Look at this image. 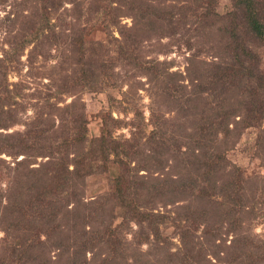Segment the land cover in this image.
<instances>
[{"label": "rangeland", "instance_id": "374dc122", "mask_svg": "<svg viewBox=\"0 0 264 264\" xmlns=\"http://www.w3.org/2000/svg\"><path fill=\"white\" fill-rule=\"evenodd\" d=\"M4 76L11 98L6 101L0 82V116L12 123L0 128L2 264H264V38L250 32L242 6L233 0H0L1 81ZM76 99L81 104L73 112L83 110L87 140L107 130L109 148L132 173L125 191L136 194L125 200L164 215L157 225L161 242L151 230L148 238H134L137 225L126 222L129 207L115 191L113 152L106 162L96 156L72 193L70 184L59 191L54 178L38 175L33 191L41 201L24 212L39 219L10 225L15 240L7 241L4 197L25 193L28 169L42 160L24 161L34 150L23 133L37 124L46 136L41 140L55 144L72 132L67 105ZM223 113L232 132L219 130L216 148L207 140L198 165H185L181 152L191 156L195 128ZM232 192L243 206L232 210L238 224L224 210ZM67 203L81 208L79 225L64 215ZM108 220L119 225L110 234L121 249L115 258L102 240ZM181 235L192 240L184 255ZM11 241L24 253L21 263Z\"/></svg>", "mask_w": 264, "mask_h": 264}, {"label": "trees", "instance_id": "16d2710c", "mask_svg": "<svg viewBox=\"0 0 264 264\" xmlns=\"http://www.w3.org/2000/svg\"><path fill=\"white\" fill-rule=\"evenodd\" d=\"M233 1L236 6H242L244 8V16H245L246 23L248 25V29L250 30V32L255 34L256 37L258 38H264V0H261L262 3L260 6H258V3H257L258 0H233ZM117 11H120V9H118ZM112 16H114V14ZM111 19L112 18L110 17L109 20ZM107 27H109V25H107ZM0 82H2L1 88L3 91L1 93H5V95L7 96V98L5 97V99L6 101H8V98L9 97L11 98V95L7 88L8 86H7V81L5 79V76H4L3 81L0 80ZM63 87L64 86H61V90H60L62 92L64 90ZM76 103L77 104L80 103L79 99L73 100L67 105V107L70 106V108H72L71 113H70L71 122L73 126L71 128L72 132L62 134L61 140H59L55 144H52L51 141L46 142L48 139L51 140V138H48V139L45 138L41 140L45 135L41 131L42 128L39 129V127H37V124H35L36 128H33L31 130L26 129L25 132L23 133L25 134L24 136H31L33 138L32 144H29L28 147L29 149L34 150L33 152H31V154L25 153L26 155L24 157L27 156L29 161H27V159L23 157L24 161H26V163L33 162L36 160V157L38 156H40L42 160L37 164L35 168L33 167V169H28L27 171L28 175L26 178L27 180L26 188L24 190L22 189V191H25V193L16 191L17 194L12 195V194L7 193L4 197V203L2 205V208H4L3 209L4 212L2 214L5 217H8V220L10 219L9 221L10 224H8L6 219H5V222H3V225L5 224L4 227H7L6 228L7 229L6 233L8 236L7 241L14 238V235H12V232L14 229V228L12 229L13 225L20 224L22 220H31V219L38 220L39 219V218L36 219V216H33L31 213L24 212V208L26 206L32 207L33 205H39L41 201V198L39 197L40 193L39 195H37L33 191V189H35L38 186V183L41 180L39 179L38 175L44 174V175H48L47 177L54 178L58 182L56 186L59 185V191L64 190L65 185L70 184L69 191H71L72 193L74 189L73 186H74L75 180L84 179L86 176H88L90 172L89 173L87 172L92 170L91 162L95 160L96 156L103 162H106L107 157L109 158L108 154H111L113 152V153H117V154H114L115 157L119 155L118 150H113L114 148H111V149L109 148L111 140L109 139V132H107V130H105L104 128L101 130V134L98 137L93 138L90 142L87 140L86 134H85L86 121H85L83 110L78 113L73 112L75 111L74 108H75ZM0 105H1L0 109H2L3 105L1 101H0ZM228 119H229V115L227 113H223L219 115L218 117H216L215 120L213 119L209 120V124H207V121H203L201 125L198 127V129H196L197 127L195 128V133L193 134L194 136L191 139L194 144L192 147V152H190L192 157L187 156L189 154L186 152H181V154H183L186 159V160L184 159L185 165L186 163L191 164V165H196V166L198 165L197 163V161H199L198 157L200 156L202 152V149H203L202 146L207 143V140L211 141L212 151L214 150V148H216L217 141H216L215 135L219 130L225 129L227 130L228 134L232 132L228 128ZM59 121L61 122L60 125H62V123L65 122V119L63 120V118L61 117L59 118ZM237 122L242 123V120L237 121ZM9 123H12V122H7L4 116L3 117L0 116V128L7 127ZM64 132L65 130L63 129L59 131L60 134ZM154 133L155 132L153 131L150 132V134H154ZM54 137H58V136L54 134ZM164 144L165 142H162L161 147ZM73 145L80 147L82 152L77 151L75 148L70 149V147ZM165 148L168 149L169 147H165ZM154 151L156 152V149H154ZM213 156L214 157H212V161L218 158V156L214 155V153H213ZM118 157L112 160V161H115L119 165V173L114 179V185L116 189L115 191H117L120 197L124 199V200H118V201L123 202V205L129 207L128 209L130 212L128 211L129 214H128V217L126 218V222L133 221L137 225L138 230L137 232H135L136 234L133 235L134 238L136 237H140V238L147 237L148 238L149 235L147 234L146 231L151 230V233L153 234V240L157 242H161L162 240L161 238H159V232L157 230V225L163 220L164 215L158 212L157 213L153 212L151 208L149 210H141L140 207L134 203H132L133 205L131 207V202H129L130 200L129 201L125 200V199H128V196H131V194L135 195L136 192L134 190L125 191V184L133 185L132 181H130L132 173L128 172L129 171V169H127L128 166H124L126 162L122 158H120V156ZM190 157L193 158L194 160L190 159ZM153 158L157 159L156 156H154ZM87 160L90 162L87 163L86 162ZM108 161L110 160L108 159ZM70 164L72 165L71 168H69ZM214 167H216L215 164L212 165V168ZM146 170L149 171L148 167L146 168ZM216 170H217V167H216ZM31 172L32 174H30ZM212 172L215 173L214 171ZM20 180L21 179L17 180L18 181L17 183H20ZM185 183L186 182L183 180L182 182L183 187L186 186ZM131 185H128V186L132 187ZM226 186H229V184ZM222 191H223V188H222ZM71 193H70V196H71ZM237 195L239 194H234V196L228 195L227 199L229 201V205L227 209H224L225 211H229V214H232L233 217H234V214L236 216V213L233 214L232 212L233 208L243 207L242 202H241V197L238 199L237 198L235 199ZM23 197L25 198L23 199ZM64 205H65L64 210H63L64 215H67L70 218L73 216V220L72 219L71 220L73 221V223L77 222V225H79L80 220H81V216L79 215V213L81 212V208L78 207V205H74L73 208L68 209V206H67L68 203ZM120 205H122V203ZM222 205H224V203ZM58 208L61 211L63 206L62 208L61 206H59ZM124 216H126V214ZM236 217H234L233 219L234 223L238 221V216ZM103 227H104V231H106L105 233L106 236L102 240H104L103 242L105 244L107 243V245L111 247V254L109 256L110 258H113L115 255V252L121 251V249H118L116 242L113 241L114 238L110 237V234L114 233L115 230H118L119 225L112 226V223L108 220L107 222H105V225ZM100 236L102 237V235ZM191 241L192 240L185 241L183 235H181L182 245L183 246L185 245L184 253H182L183 255L186 252L189 253L190 250H187V248L190 245V243L188 242H191ZM7 245L11 247V252H14L13 254L15 255L14 257H16L19 260V263H21V258L24 255V253L21 252V248L18 247L19 244L16 241H13V242L11 241ZM113 249H115V251H113ZM195 252L198 255H200L199 250ZM195 252L193 253L195 254ZM176 253L179 254L180 252L175 251L173 253H170V255L176 254ZM3 261L4 260L0 259V264H2ZM104 261H105L104 264H106L107 259H104ZM73 264L75 263L73 262Z\"/></svg>", "mask_w": 264, "mask_h": 264}]
</instances>
